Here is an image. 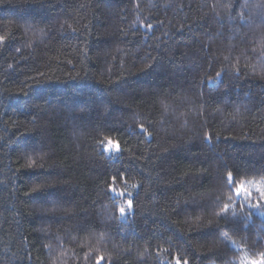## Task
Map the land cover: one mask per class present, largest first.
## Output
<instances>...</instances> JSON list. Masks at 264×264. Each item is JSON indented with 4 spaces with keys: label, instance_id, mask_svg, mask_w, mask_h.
Wrapping results in <instances>:
<instances>
[{
    "label": "trees",
    "instance_id": "trees-1",
    "mask_svg": "<svg viewBox=\"0 0 264 264\" xmlns=\"http://www.w3.org/2000/svg\"><path fill=\"white\" fill-rule=\"evenodd\" d=\"M261 187L264 0H0V264L259 261Z\"/></svg>",
    "mask_w": 264,
    "mask_h": 264
},
{
    "label": "snow or ice",
    "instance_id": "snow-or-ice-1",
    "mask_svg": "<svg viewBox=\"0 0 264 264\" xmlns=\"http://www.w3.org/2000/svg\"><path fill=\"white\" fill-rule=\"evenodd\" d=\"M141 129H142V126H141ZM113 148H114L116 151H120V150H121L119 144L114 143L113 141L109 140L108 144L106 145V149L110 151V150H112ZM229 176L231 177V173H229ZM112 179H113V181H115L116 177H113ZM111 190H112V191H115V187H114V185L111 186ZM243 190H244V189H243V186H239V187L237 188V195H239ZM260 193H261V196L264 197V187H261V189H260ZM121 194H123V193H121ZM131 203H132V202L129 200V201H128L129 206H131ZM120 212L123 213V212H124V209H123V208H120ZM247 264H264V258H262V259L259 260V261H248Z\"/></svg>",
    "mask_w": 264,
    "mask_h": 264
},
{
    "label": "rangeland",
    "instance_id": "rangeland-1",
    "mask_svg": "<svg viewBox=\"0 0 264 264\" xmlns=\"http://www.w3.org/2000/svg\"><path fill=\"white\" fill-rule=\"evenodd\" d=\"M107 150V149H106ZM115 149L113 148L112 150H110V151H114ZM107 151H109V150H107ZM262 258H264V256L262 257ZM262 258H260V260L262 259Z\"/></svg>",
    "mask_w": 264,
    "mask_h": 264
}]
</instances>
